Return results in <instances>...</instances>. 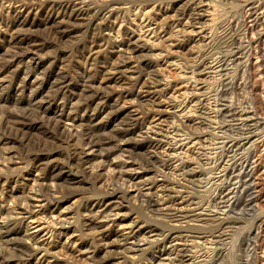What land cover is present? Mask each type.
Segmentation results:
<instances>
[{"label":"bare ground","instance_id":"obj_1","mask_svg":"<svg viewBox=\"0 0 264 264\" xmlns=\"http://www.w3.org/2000/svg\"><path fill=\"white\" fill-rule=\"evenodd\" d=\"M19 1L21 0H0V6L3 7L4 3L7 2L10 4L11 2ZM40 1H42L41 4L49 8L50 12L52 11L44 19L52 20L54 21L52 24L55 23L56 25L53 31L50 30L51 35L48 36L50 32L47 35L42 32L43 36L32 38L34 46L40 50L45 47L48 49V46L53 45V40L55 41V39L60 42L59 40L62 41L66 36L77 35L76 28H83V34L81 33L82 35L80 34L79 38L77 36L78 39L76 38L77 40L73 41L75 42V48L80 47L82 50L86 47L83 39L85 35H88L86 34L87 32L92 34H90L92 41L95 38H99L109 42L112 25L107 23V20L111 13L120 9V5L116 6L119 0H109L110 2L100 4L94 3L93 0ZM141 1L143 2V0H138V3H142ZM151 1L154 4L157 0ZM163 1H167L169 4L170 0H160L159 4ZM192 1L195 4L194 9H196L193 14V20H195L194 23H199V35L203 43H200V47L198 46L199 48L196 49L197 53L193 56L194 69H191V73L195 75L206 70L205 72L209 74L204 79L198 76L197 78L195 75L194 81H206L207 83L199 93L203 98L198 95L196 103H198L200 110L198 115L203 114L201 115L203 116L202 120L207 122L208 130L212 127L209 130L208 137V144L211 148L209 152L211 156H209L210 158L208 157L211 163L209 164L210 185L205 193H202L203 196H200L202 199H199V202L191 201L194 203L192 206L183 203L184 196L178 197L177 193H174V187L169 178L170 171L160 168L167 159H172V155L175 158L176 149L163 138L165 129L162 132L163 127L154 128V126L160 120L171 123L174 119L177 123L175 125H182L183 134L189 136V134L195 133L196 126L190 128L187 123L183 122L182 116H185V114L181 116V113H177V111L173 113L164 112L166 117L155 123V114L162 112V109L158 108V101H153L149 104L148 102L151 101L145 102L138 99V103L142 106V114H138L128 110V108H124V105L121 106L122 104L110 102V94L105 92L107 89L102 91L103 89L96 88L91 82L85 81L81 84L80 91L77 90V99L79 100H77L76 105L73 103L75 106L73 109L76 113L81 109L86 112L84 115L80 113L77 117L75 126H83L80 133H78L81 135L80 146H76L72 142V136L76 135V133L69 131L68 129L70 128L61 130L56 121L52 124L50 117L46 119L44 114H40L42 111L39 113L40 105L35 107L32 104L31 107L34 106L33 108L28 106L32 110L21 107L23 108H20L21 110L18 108V111H9L8 108L7 110L5 109L7 96L0 92L1 141L3 139H16L17 136L19 138L20 133L21 138L24 139L23 136L26 135L27 130L29 132V129L32 128L39 129L41 133L47 136L45 139L38 138L32 142H29V139L26 138L30 144L25 149L23 148L22 152L20 150L21 157L19 158H22L24 162L22 168L33 166L41 174V178H32V182L29 184L23 179H21L23 180L21 182L18 177H15L17 176L15 168L14 166L12 167V164L5 163L8 156L4 155L0 146V263L6 264L14 258L15 260L17 259V263L29 264L35 257V264H42L41 260L43 257L53 255L54 250L52 251L50 247L44 246L42 242V244H38L37 241L39 240L35 238L36 236L33 233L26 234L25 232L24 235L22 233L19 235L21 221L18 220V215L13 213L19 208L24 209L25 214H30L28 216L29 219L31 213H35L34 217L38 221L42 219L47 224L45 225L46 229L49 227L47 230L50 232V236L55 234L58 236L60 234L65 235L67 227L72 223L74 230H80L79 232L82 235L90 234L91 230H82V227H85L84 225L86 224V220L83 221L82 217H85V215L89 216L88 218H91L94 224L93 230L97 232V235H101V240H104L101 243L108 246L104 249L106 253L103 257L105 260L110 261L111 264H124L125 262L141 264L139 263L140 261L133 259L135 256H137L138 260H142L143 264H257L259 260L264 259V203L261 204L260 195V190L263 189V186L257 188L258 182L256 180L259 172L258 160L264 157V150L262 149L264 148V104L261 101L257 103L253 94L255 85L253 82L257 81H253L254 76L258 73L260 75L264 74V52L256 55V58L259 57L260 59L259 62L255 63L252 61L255 54L253 49L257 48L262 37V30L256 28L255 16L249 19L251 24L246 22L242 31L238 32L239 30L235 27L239 19L238 15L236 16L233 13L228 15L227 18L216 22L218 3L214 2V0ZM247 5H249L248 9L252 7L250 2L245 3L243 7ZM178 11L180 10L178 9ZM108 12L109 14L106 15ZM249 16H252L251 12H249ZM98 18L100 19L98 20ZM24 28L18 27L17 24V29H15L14 33L17 34V32L26 29ZM31 29L33 30V28ZM103 29H108L109 31L103 33ZM27 31L31 32L30 30ZM218 33L220 34L218 35ZM249 34L250 36H248ZM11 35L14 36V34ZM122 43L127 49L129 48L128 51H136L138 54L140 52L137 51H140L143 45H139L131 39L120 42V44ZM71 44L73 43H70V47ZM214 46L217 47V50L213 49ZM208 48L212 51H207ZM33 52L35 54L30 57L34 61L36 59L42 61L41 54ZM64 53L65 51L62 49L55 52L54 56H60L61 59ZM23 55L22 52L12 53L10 54L11 58L5 59L4 64L9 66L14 59H21ZM91 55L89 60L94 62L96 57ZM112 58L111 60H114ZM145 64H148V61L143 65ZM48 67L41 68L43 77L48 78L50 76L51 73L48 71ZM258 67H262L260 71H258ZM115 69L120 72V75L121 73L123 74L121 68L115 67ZM33 72H35V69ZM138 73L136 76L133 75L134 77L132 76L130 80L131 89L140 82V74ZM147 74L149 81L144 80L140 82L139 86H146L150 92L162 91V88H157L159 80L155 77V71L150 68L147 70ZM126 75L124 77L128 78ZM129 77L131 78V76ZM70 79H66L64 72L61 74L60 71L51 82L49 81L51 83L49 86L52 88L51 93L49 94V91L48 95H51L52 99L61 95L62 98L68 97L65 91L69 87ZM193 93V90L186 92V94L192 95ZM37 103L39 104V101ZM185 108L186 105L180 110L185 112ZM193 108L195 109V107ZM88 110L92 112L89 115H87ZM102 112H105V115L102 116L114 124L111 130L106 129L105 121L104 123L98 122L101 118L95 121L97 117H92L93 114L97 116ZM12 117L14 119H11L12 123L10 126L4 125ZM73 124H75V121ZM211 124L213 125L210 127ZM200 132L203 131L201 130ZM43 134L41 136H44ZM137 136L140 138H137ZM129 141L134 143L132 147L135 148V150L130 149V153H134L135 156H133L134 159L131 161L132 165H135L134 168H143V173L132 176L127 173L128 169H123L122 171L120 169L113 174L106 173L107 175L105 174L106 176L103 180L99 178V172L90 171L88 173L82 168L83 151L78 146L81 147V145L87 144L90 148L99 151L101 155L107 157L121 149L123 143H128ZM52 151H55L54 154L57 153L58 156H63L64 159L50 158ZM114 156H117V154ZM10 158L12 159L11 156ZM156 173L163 175L161 181L156 180ZM67 175H71V177L69 176L68 179ZM127 182H129L128 185ZM10 183L13 184L12 186L20 187H17L20 189V194L11 190L4 195V189ZM144 185H147L146 190L143 188L145 187ZM130 186L134 188L132 191L129 189L131 188ZM158 188L164 193L166 192L164 195L162 194V198H158L157 196L159 195L156 196ZM70 194H76L77 197L74 198V201L68 200V204L61 206V200ZM132 197L138 199V205L131 200L133 199ZM31 198L36 199L35 201L38 202L36 204L38 209L35 211L33 210L34 205L33 207L30 206L29 199ZM178 198L181 200H178ZM124 200L127 201H125L126 205L123 203ZM125 207H135L143 222L154 221V225L150 227L148 233L143 230L141 225L133 229L136 220L131 219L129 222L124 221L126 223L122 224V226L129 228L128 233H121L120 237L118 235L116 237L113 236L111 240L106 237L105 239L103 230L112 231L109 225L110 221L109 224L107 221L110 219L111 211L113 212L116 209L115 215L114 213L112 214L116 216L120 213L121 208ZM169 210H174L175 212L172 214ZM124 213L128 214L127 212ZM114 220H117V218ZM92 222H90V225H92ZM120 223L121 221L118 222V224ZM26 224L28 225V223ZM67 224L69 225L67 226ZM41 226L43 227V225ZM43 231L45 232V229ZM2 236L6 238H2ZM94 238L97 237H89L90 244L85 249L90 253L96 247ZM129 238L131 241L126 244L124 241ZM141 241L144 242V245L137 246ZM109 245H115L116 247L111 249ZM132 249H136V251L131 254L128 253ZM118 253L123 256H117ZM118 257L123 259L120 260Z\"/></svg>","mask_w":264,"mask_h":264},{"label":"rangeland","instance_id":"obj_2","mask_svg":"<svg viewBox=\"0 0 264 264\" xmlns=\"http://www.w3.org/2000/svg\"><path fill=\"white\" fill-rule=\"evenodd\" d=\"M111 1H115V0H111ZM121 1L124 3L122 4ZM93 2L100 4V3L110 2V1L109 0H97V1L93 0ZM159 2L160 0H157L153 4V1L151 0L150 1L143 0L142 3H138V0H129V1L119 0V3L116 4V6L120 5L119 6L120 9H118L119 12L115 11L111 13V15L109 16V19L107 20V23L109 24L111 23L112 25V29L110 31L111 38L109 42L104 41V39H99V38H95V40L92 41V36H91L92 34L87 32L86 34L88 35L84 36L85 40L83 39L86 47H84L82 50L80 49V47L75 48L74 47L75 42L73 41L79 38V35L82 33L83 28L81 29L76 28L77 35L76 34L74 36L69 35L68 37L64 36L67 39L63 38L62 39L63 43L61 40H59L60 42H57L58 39H55V41L53 40V45L51 44L52 46L51 45L50 47L48 46V49L47 47L41 50L38 49L37 47L34 46V43H33L34 40H32V38L43 36L42 32L44 33V35H47V33L50 32V30L53 31L56 28L55 23L52 24V22L54 21L52 20L48 21L47 19H44L52 11L50 12L47 6L41 4L42 1L40 0L39 1L21 0L19 2H11L10 4L8 2H7L8 4L4 3L3 7L0 6V87H1L0 92L1 93L3 92V94L7 96V101H6L7 105L5 106V109L7 110L8 108L9 111H13V112L18 111L21 107L30 109V108H33L34 106L37 107L38 105H40L39 113L42 111L40 114L41 115L44 114L46 116V119H48L47 117H50V120H51L50 122L52 124L56 121V124L58 122L59 128L61 130L70 128L68 129L69 131L71 130L72 132L76 133L77 136L75 134L72 136V142H74V145L76 146L77 145L80 146L79 141L81 140V135L78 133H80L82 126H83V125H81V127L80 125L75 126L77 124L76 122L77 117L78 115H80V113L84 115L86 114V112H83V109H81L78 113H76L73 108H75L74 105H76L77 100H79L77 99V97H78V91H80V88H81L80 86L85 81L91 82V84L94 87L96 86V88H99L101 90L103 89L102 91L107 89L105 92H108L110 94V97H109L110 102H116L119 105L122 104L121 106L124 105L123 106L124 108H128V110L134 111L135 113H138V114L139 113L142 114V109H141L142 106L138 103V99L145 101V102L151 101V102H148L149 104H151L153 101L155 102L158 101L159 102L158 108L160 110L162 109L161 110L162 112H160L159 114L154 112L156 113L154 117L156 120L155 123L158 122L163 117H166L164 112L173 113L177 111V113H181V116L185 114V116H182V120L184 123H187L188 127L190 128L196 126L194 134H189V136L187 134H183L184 133L182 131L183 126L175 125L176 121L174 119H173L174 122L172 120L171 123H166V121L160 120L162 123L159 121L158 122L159 124L156 123L155 125L156 127L154 126V128L163 127L162 132L165 129V132H163L165 133L163 138L167 140V142L171 144L172 146H174L176 149L175 155H174L175 158L172 155V159H167L164 165L160 166V168L161 169L163 168L162 170L170 171L169 178L174 187V193L175 194L177 193L176 195L178 197L181 195L184 196L182 200L183 203H187L188 205L192 206L194 205V203H192L191 201L199 202L200 201L199 199H202L200 198V196H203L202 193H205L206 189L210 185L209 177L211 174L209 171V168H210L209 164L211 163H210L209 156L211 155L209 152L211 148L209 147V144H208V137H209V130L212 128L211 126L213 124L210 125L211 128L208 130L209 126H207V122H205V120H202L203 116L201 115L203 114L198 115L200 113V110H199L198 103H196L197 102L196 99L198 98V95L201 98H203V96H201L199 93L200 91L203 90L204 86L207 83L206 81H203V82L194 81L195 75L196 77L198 76L199 78L204 79L206 78V75L208 76L209 74L205 72L206 70H203L202 73H196L195 75L194 73H191V69H194L193 56L197 53L196 49L200 47V43H203L201 40L202 38L199 35L200 34L199 33L200 31L199 23H196V22L194 23L195 20H193V14L196 11V9H194L195 4L193 3V1L192 0H170L169 4L167 1H163L160 4ZM214 2L218 3L217 10L219 12V13L217 12L216 14V22H219L222 19L227 18L228 15L234 13V15L236 16L238 15V18H239L237 20L238 22L235 25L236 29L239 30V31L237 30L238 32L242 31V28L244 27V24H246V22L247 24H251L250 23L251 21H249V19L256 16V22H257L256 28L259 30H262V33H261L262 37L260 38V41L258 43V45L260 46L257 45V48L253 49V52H255V54H254V57L252 58V61H254L255 63L259 62L260 59L259 57L256 58V55L260 54V52H264V44H263L264 43V35H263V32H264V3L263 2L264 0H260V1L259 0H247L246 2L245 0H214ZM248 2H250V5H252V7L249 9H248L249 5L245 6L246 8L243 7V5ZM152 5H153V8H152ZM129 9L130 11H128ZM178 9L180 11H178ZM249 12H251L252 14L251 17L249 16ZM108 14L109 12L106 15ZM99 19L100 18H98V20ZM16 23L18 24V27H23V28L25 27L26 29L25 28L24 29L26 30V32H24L25 30H22L21 32H17V34H15L14 33L15 29H17ZM31 28H33V30ZM27 30H30L33 34ZM108 31H109L108 29H103L102 32L104 33ZM11 34H14V36H12ZM219 34L220 33H218V35ZM49 35H51V32L48 34V36ZM28 36H30V38H28ZM248 36H250V34ZM70 39L72 42L70 41ZM127 39L134 40L135 43H138L139 45L143 44L141 46L142 49H140V51H137V52H140L139 54L136 53V51L134 52L128 51L129 48L127 49L123 43L120 44V42L127 40ZM70 43H73L71 44V47L73 48L70 47ZM62 49L65 51V53L61 56V59H62L61 60L60 56L56 57L54 56V54L55 52H58L59 50H62ZM213 49L217 50V47L214 46ZM210 50L211 49L208 48L207 51H210ZM33 51L41 54L42 61L40 59H36L34 61V59L30 57L35 54ZM16 52L18 53L22 52L24 55L22 56L21 59L20 58L14 59L11 62V65L9 66L5 65L4 64L6 61L5 59H7L8 57L11 58L10 54L16 53ZM117 54L118 55L120 54V56H118ZM90 55L96 57L94 62L92 60L91 61L89 60ZM135 56L136 58H134ZM62 57L63 58L65 57V59H63ZM112 57L114 58V60H111ZM136 59H139V60H136ZM84 60L86 63L84 62ZM147 61H148V64L143 65ZM46 66L47 67L49 66L47 69L51 73L48 78L43 77V72L41 71ZM115 67L121 68L123 74L121 73L120 75V72L117 71ZM150 68L155 71L156 73L155 77L159 80L158 81L159 86H157V88L158 89L162 88V91L150 92L147 90L146 86H141V87L139 86L140 82L144 80L147 81L149 79L147 70H149ZM261 68L262 67H258V71H260ZM34 69H35V72H33ZM59 70L61 71V74H63L64 72L66 79L71 78L69 81L70 88L68 87V89L65 91L66 92L65 94L68 97L62 98V95H61V96H57L56 98L52 99L51 95L50 96L48 95L49 91H50L49 94L51 93V88H52L49 85H51L50 82L54 79L56 74L60 73ZM137 73L140 74V78H139L140 82L139 84H136L137 86L135 85L131 89L130 80L132 79V76L133 75L136 76ZM125 75L128 78H125L124 77ZM129 76H131V78ZM190 76L192 77L190 78ZM254 78H253V81L257 80L253 82L255 84L254 89H253L255 100L257 103L261 101L264 104V81H263L264 74L260 75L258 73L256 76H254ZM192 90L194 92L193 95L186 94V92L188 91L190 92ZM134 94L137 96H135ZM182 99L183 101H181ZM37 100L39 101V104L37 103L38 102ZM73 103L75 104L73 105ZM32 104L34 106L31 107ZM176 104H179V105L176 106ZM185 105H186L185 112L189 110L186 113L183 110H180ZM193 107H195V109ZM44 109L46 112L44 111ZM92 112L88 110L87 115L91 114ZM102 115L104 116L105 112H102L98 114L97 116L93 114L92 117L93 118L97 117L96 118L97 120L95 119V121H98L100 120L99 118H101V120L98 122L104 123L105 121L106 129L111 130L114 124L108 121L106 117H103ZM160 115L162 116L159 119H157ZM11 119H14V118L13 117L10 118V121L8 122L9 124L5 122L4 125L6 124L7 126H10V124L12 123ZM74 121H75V124H73ZM200 129L203 132H200L201 131ZM38 130L39 129L37 128L29 129V132L27 130V132L25 133L26 135L23 136L24 139L21 138V133H20L19 138L17 136L18 139L13 138V139H3L2 141L0 140V146L4 152V155L8 156V158L5 156L6 157L5 163H10V165L12 164V167L14 166L16 175H17L15 177H18L19 181L23 179L25 182H27V184L32 182V178H37V179L41 178V174H40V171H37V169L34 168L33 166L22 168V165L24 166V162L22 158H19V157H21V152L30 144L29 142H32L38 138L45 139L47 137L45 134L41 133L40 130L39 131ZM42 134L44 136H41ZM26 138L29 139V142H27L28 139ZM137 138H140V137L137 136ZM133 145L134 143L132 141H129L128 143H123L121 145L122 146L121 149H118L117 152L107 157L105 155H101L99 151L94 150L93 148H90L89 145L87 144H83L81 145V147L78 146V148H81L83 151L81 166L86 172L88 171V173L90 171L99 172L100 173L99 178H102L103 180L107 174H113L114 172L119 171L120 169L121 171L123 169H126V170L128 169L127 173L132 176H136V174H141L143 173V168L136 167L137 168L136 169L134 168L135 165H132V162H131L135 157L134 153L132 152L130 153V149L135 150V148L132 147ZM126 147L128 148L126 149ZM262 149L264 150V148ZM54 152L55 151H52L50 158L51 157L53 159L63 158V156L61 155L58 156V154L57 153L54 154ZM115 154H117V156H114ZM10 156L12 157V159L10 158ZM180 158L181 159L183 158V159L181 160ZM7 159L8 160L10 159V160L8 161ZM128 164L130 167L128 166ZM258 171H259L257 174L258 177L256 178L258 182L257 188H261L263 186V189L260 190V195H261V200H262L260 201L262 204L264 203V198H263L264 197V182H263L264 181V157L258 160ZM67 176H68L67 177L68 179H69V176L71 177V175H67ZM155 178L157 181H161L163 179V175H161L160 173H156ZM23 180H21V182H23ZM128 183L129 182H127V185ZM75 184H78V183H75ZM12 185L13 184L10 183L5 187L4 195L8 194V191H11V190L15 191V193L17 194H20V191H19L20 189H18L20 187L17 186L18 187L17 188L16 186H12ZM79 185H81V183H79ZM144 186L145 187L143 188L144 190H146L147 185H144ZM129 189L132 191L134 188L131 187ZM161 191L162 190H160L159 188L156 190V193H157L156 196L159 195L157 196L158 198L159 197L162 198L163 195L166 193V192L164 193L163 191L162 192ZM76 197H77L76 194H70L67 197L63 198V200H61L60 205L61 206H63L64 204L66 205L69 203V201L71 200L74 201V198ZM134 197H132L133 199L131 200H133V202L135 201L134 203L138 205V199H134ZM35 200L36 199H33V198L29 199L30 206L33 207L34 205L33 207L34 211L38 209V205H36L38 204V202ZM178 200H181V199L178 198ZM125 201L126 200H124L123 203L126 205ZM52 206H53V203H52ZM19 209H17L19 213L17 211L13 212L14 214L18 215L17 218L19 221H21V225L19 228L20 229L19 235H21V233L22 235H24L25 232L26 234L33 233V235L36 236L35 238L39 240L37 241L38 244L42 242L44 246L50 247L52 251L54 250L52 256L48 255V257L45 256L42 258L41 260L42 264H111L110 261L105 260L103 257L105 256V253H106L105 252L106 250L104 249H106L108 246L101 243L104 240H101L100 238L101 235L99 234L97 235V232L93 230L94 224L91 221L92 219L88 218L89 216L85 215V217H82L83 221L86 220V224L84 225L85 227H82V230L83 229L85 231L91 230L90 234L82 235L79 232L80 230H74V226L72 225L73 224L72 223L70 225L67 224V226L68 225L69 226L67 227L68 230L66 229L65 235L60 234L58 236L55 234L54 236L53 235L50 236V232L47 230L49 227L46 229L45 225L47 224L42 219L38 221L36 217H34L35 213H31V217L29 219L28 216L30 214H25L26 212L24 211V209H21V208ZM114 212H116V209L113 210V212L111 211V214L109 216L110 219L107 220L108 224L110 221L109 225L111 226L112 231L109 232L107 229L103 230V237L110 238V240L111 238H113V236L116 237L118 235V237H120L121 233H128L129 228L122 226L123 223H126L124 221L129 222L131 219H135L136 222L134 223L135 226L133 227V229L136 228L138 225H141V227H143V230L146 232H148L150 227L154 225L155 223L154 221H153L154 223L152 221H149L147 223L143 222L142 218L138 215V211L136 210L135 207L121 208L120 213L117 214L116 216H114L115 215ZM124 212H127L128 214ZM174 212H175L174 210L170 211V213L172 214ZM113 213L114 215H112ZM115 218H117V220H114ZM120 221L121 223L118 224V222ZM90 222H92L91 223L92 225H90ZM26 223H28V225ZM41 225H43V227ZM96 226H98V224H96ZM44 229H45V232L43 231ZM89 237L98 238V239L94 238L96 240V245H95L96 247L94 248L95 250L91 253L85 250L87 245L90 244ZM2 238H6V237L2 236ZM130 241L131 239L129 238L127 241H124V242H126V244H129ZM9 245H12V244H9ZM139 245L143 246L144 242L141 241L140 244H138L137 246ZM115 247H116L115 245H109V248L111 249L112 248L115 249ZM134 251H136V249L129 250L128 253L131 254ZM117 256H123V255L121 253H118ZM118 258L120 260L123 259L121 257H118ZM35 259L36 258L34 257L29 264H35V261H34ZM133 259H135V261H140L139 263L143 264V261L138 260L137 256H135ZM259 261L257 262V264H264V259H261ZM0 264H5V263H0ZM6 264H22V262L17 263V259L15 260L13 258L10 261H8ZM124 264H130V263L125 262Z\"/></svg>","mask_w":264,"mask_h":264}]
</instances>
